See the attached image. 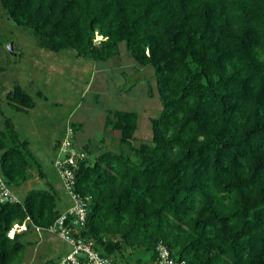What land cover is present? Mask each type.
Segmentation results:
<instances>
[{"label": "trees", "instance_id": "trees-1", "mask_svg": "<svg viewBox=\"0 0 264 264\" xmlns=\"http://www.w3.org/2000/svg\"><path fill=\"white\" fill-rule=\"evenodd\" d=\"M0 3L46 50L107 62L125 44L155 71L161 111L151 141L133 145L137 112L108 110L104 132L119 134V150L81 148L89 158L75 189L91 200L83 237L117 264H153L161 244L188 264H264V0ZM6 100L17 112L35 108L20 85ZM33 159L5 118L0 170L13 192L29 181ZM63 211L52 190L35 188L0 206V264L23 251L21 233L10 236L15 225L46 230ZM129 251L147 262L128 263Z\"/></svg>", "mask_w": 264, "mask_h": 264}, {"label": "rangeland", "instance_id": "rangeland-1", "mask_svg": "<svg viewBox=\"0 0 264 264\" xmlns=\"http://www.w3.org/2000/svg\"><path fill=\"white\" fill-rule=\"evenodd\" d=\"M15 85H20L34 100L35 108L29 113L17 112L7 104V94ZM0 101V130L5 131V118H9L20 139L28 142L34 158L29 181L14 187L18 200L24 201L33 188L52 190L58 208L64 211L72 205V199L54 162L58 156L56 146L64 140L71 124L83 125L76 136L78 148L91 141L96 149L101 146L118 151L119 134L104 132L108 110L139 114L135 146L151 141L150 119L161 111L154 69L138 65L125 44L121 45L120 56L107 62L78 58L74 50L54 53L40 47L28 29L9 19L1 3ZM96 156L97 153L90 156L92 163ZM22 227L25 230L19 233L24 248L14 264H52L71 253V245L58 235L37 229L28 221ZM139 257L148 260L140 251H129L126 261L135 263Z\"/></svg>", "mask_w": 264, "mask_h": 264}, {"label": "built area", "instance_id": "built-area-1", "mask_svg": "<svg viewBox=\"0 0 264 264\" xmlns=\"http://www.w3.org/2000/svg\"><path fill=\"white\" fill-rule=\"evenodd\" d=\"M75 137V131L70 126L67 129L66 137L59 144L58 156L54 162L60 179L72 199V205L62 213L52 226L46 229L50 233L58 235L72 247V251L67 257L54 264H117L101 253L95 241L81 235L87 225L91 200L89 197H84L76 192V172L80 168V164L85 162L89 156L76 146ZM17 203H19L18 197L5 181L0 170V206ZM15 229L17 231L25 230L22 226L15 225L10 236L15 235ZM153 264H188V262L175 257L165 245L161 244L157 247Z\"/></svg>", "mask_w": 264, "mask_h": 264}, {"label": "water", "instance_id": "water-1", "mask_svg": "<svg viewBox=\"0 0 264 264\" xmlns=\"http://www.w3.org/2000/svg\"><path fill=\"white\" fill-rule=\"evenodd\" d=\"M9 50L12 52L13 50H12V45L11 46H9Z\"/></svg>", "mask_w": 264, "mask_h": 264}, {"label": "crops", "instance_id": "crops-1", "mask_svg": "<svg viewBox=\"0 0 264 264\" xmlns=\"http://www.w3.org/2000/svg\"><path fill=\"white\" fill-rule=\"evenodd\" d=\"M120 56V55H119ZM119 56H117V57H119ZM117 57H115V58H117ZM114 59V58H113ZM111 60V59H110ZM120 111H122V110H120ZM135 112V111H134ZM83 126V125H82ZM77 136V135H76ZM17 230H15V232H16ZM19 232V231H18Z\"/></svg>", "mask_w": 264, "mask_h": 264}]
</instances>
